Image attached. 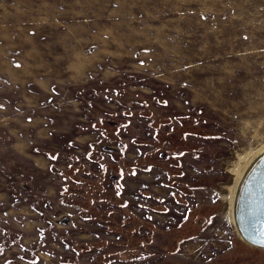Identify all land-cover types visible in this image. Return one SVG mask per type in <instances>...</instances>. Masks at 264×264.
Returning a JSON list of instances; mask_svg holds the SVG:
<instances>
[{
  "label": "rangeland",
  "instance_id": "obj_1",
  "mask_svg": "<svg viewBox=\"0 0 264 264\" xmlns=\"http://www.w3.org/2000/svg\"><path fill=\"white\" fill-rule=\"evenodd\" d=\"M263 149L264 0H0V264H264Z\"/></svg>",
  "mask_w": 264,
  "mask_h": 264
},
{
  "label": "water",
  "instance_id": "obj_2",
  "mask_svg": "<svg viewBox=\"0 0 264 264\" xmlns=\"http://www.w3.org/2000/svg\"><path fill=\"white\" fill-rule=\"evenodd\" d=\"M233 220L243 242L264 251V152L251 163L237 188Z\"/></svg>",
  "mask_w": 264,
  "mask_h": 264
},
{
  "label": "bare ground",
  "instance_id": "obj_3",
  "mask_svg": "<svg viewBox=\"0 0 264 264\" xmlns=\"http://www.w3.org/2000/svg\"><path fill=\"white\" fill-rule=\"evenodd\" d=\"M264 152V149L261 150L260 152H258L257 154H253L251 156H249L247 158V160L244 162L242 168L238 171V173L236 174V177H235V185H234V188H233V193H232V198H231V203H230V212H231V215H232V222H233V225H234V228H235V231H236V234L237 236L239 237V239L243 242L239 232L237 231V228L235 226V223H234V220H233V209H234V199H235V195H236V192H237V188L244 176V174L246 173L248 167L251 165V163L260 155ZM244 243V242H243ZM245 244V243H244Z\"/></svg>",
  "mask_w": 264,
  "mask_h": 264
},
{
  "label": "snow or ice",
  "instance_id": "obj_4",
  "mask_svg": "<svg viewBox=\"0 0 264 264\" xmlns=\"http://www.w3.org/2000/svg\"><path fill=\"white\" fill-rule=\"evenodd\" d=\"M54 158V157H53ZM135 173H133V175H134Z\"/></svg>",
  "mask_w": 264,
  "mask_h": 264
}]
</instances>
